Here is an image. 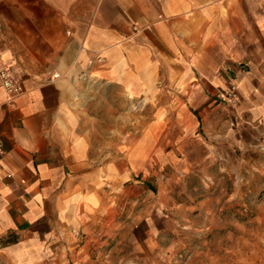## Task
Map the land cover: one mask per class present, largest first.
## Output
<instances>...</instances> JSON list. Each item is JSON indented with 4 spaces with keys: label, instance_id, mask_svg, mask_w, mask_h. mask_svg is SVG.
Here are the masks:
<instances>
[{
    "label": "crops",
    "instance_id": "obj_1",
    "mask_svg": "<svg viewBox=\"0 0 264 264\" xmlns=\"http://www.w3.org/2000/svg\"><path fill=\"white\" fill-rule=\"evenodd\" d=\"M3 65L0 264H90L140 174L254 150L264 0H0Z\"/></svg>",
    "mask_w": 264,
    "mask_h": 264
},
{
    "label": "rangeland",
    "instance_id": "obj_2",
    "mask_svg": "<svg viewBox=\"0 0 264 264\" xmlns=\"http://www.w3.org/2000/svg\"><path fill=\"white\" fill-rule=\"evenodd\" d=\"M261 124L254 150L226 155L227 170L140 174L148 185L109 216L90 264H264L263 118Z\"/></svg>",
    "mask_w": 264,
    "mask_h": 264
},
{
    "label": "built area",
    "instance_id": "obj_3",
    "mask_svg": "<svg viewBox=\"0 0 264 264\" xmlns=\"http://www.w3.org/2000/svg\"><path fill=\"white\" fill-rule=\"evenodd\" d=\"M58 76V75H55ZM0 78L3 86L7 90L11 98L21 94L23 92V87L21 83L13 76L11 70L7 66H1L0 68ZM227 102L235 103L237 98L236 86L231 85L229 92L223 97ZM264 121V118H263Z\"/></svg>",
    "mask_w": 264,
    "mask_h": 264
}]
</instances>
